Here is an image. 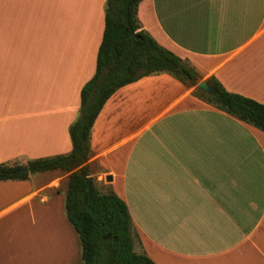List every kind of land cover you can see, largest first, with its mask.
<instances>
[{
    "label": "crops",
    "instance_id": "crops-1",
    "mask_svg": "<svg viewBox=\"0 0 264 264\" xmlns=\"http://www.w3.org/2000/svg\"><path fill=\"white\" fill-rule=\"evenodd\" d=\"M106 2L0 0V164L47 158L38 152L50 139L71 152L68 129L96 71ZM138 19L206 80L264 104V0H143ZM56 37L92 40L96 50L54 119L37 107L35 82L49 68L34 52L44 46L51 57ZM90 144L92 175L128 205L136 251L156 264H264L262 130L159 73L114 92ZM69 176L53 170L0 180V264L19 263L23 251L28 264H85L64 217Z\"/></svg>",
    "mask_w": 264,
    "mask_h": 264
},
{
    "label": "trees",
    "instance_id": "trees-1",
    "mask_svg": "<svg viewBox=\"0 0 264 264\" xmlns=\"http://www.w3.org/2000/svg\"><path fill=\"white\" fill-rule=\"evenodd\" d=\"M142 1L106 2L96 71L81 90L80 115L69 128L71 152L28 161L29 172L24 173H17L24 165L0 164V180H25L30 173L53 170L70 172L65 210L79 234L85 264H156L145 251L135 250L138 233L126 202L97 181L88 163L91 129L104 104L116 90L145 76L167 73L187 87L196 86L200 76L187 60L141 27ZM206 81L217 93L195 88L196 97L264 132L263 103L228 91L214 76Z\"/></svg>",
    "mask_w": 264,
    "mask_h": 264
},
{
    "label": "rangeland",
    "instance_id": "rangeland-1",
    "mask_svg": "<svg viewBox=\"0 0 264 264\" xmlns=\"http://www.w3.org/2000/svg\"><path fill=\"white\" fill-rule=\"evenodd\" d=\"M70 35L74 36V33H70ZM83 35L86 34L83 33ZM53 43L54 47L51 49V57L49 51L46 52V47L44 46L37 47V50L35 49L34 55L37 57V63L38 58H41L43 60V65L45 66V64H47V68H49L48 72H45L42 79L39 78L35 82L36 90H38L37 100H39V102H37V107L42 111H45V109L53 110V118L55 119L59 112L64 108L63 106L66 103L65 97L67 96L68 89L71 85V80L76 78L79 73V69L83 64L85 66L81 67V69L86 68V62L88 59H90L91 54L93 53L94 42L92 40H90V42L84 41V38H81L80 41L76 42L70 40L68 43L64 41L62 37H58V39L56 37L54 38ZM95 50L96 49L94 48V51ZM202 80L206 79L200 75L197 82ZM190 88H193V91H195L196 86ZM51 90V98L45 97V94L47 93L48 95ZM79 115L80 107L77 110L75 120L79 117ZM68 138L71 143L69 129ZM49 141V143L45 144L41 150H39L38 155H42L43 157H52L70 153L69 151L60 152L63 149H56L55 146L51 145V139ZM22 211L24 212L23 216L27 218L29 215V210ZM56 213V210H54L52 213L54 218H57ZM64 217L66 218V211L64 212ZM21 258L22 260H20V262L17 264H28L27 252L23 251L21 253Z\"/></svg>",
    "mask_w": 264,
    "mask_h": 264
},
{
    "label": "water",
    "instance_id": "water-1",
    "mask_svg": "<svg viewBox=\"0 0 264 264\" xmlns=\"http://www.w3.org/2000/svg\"><path fill=\"white\" fill-rule=\"evenodd\" d=\"M196 88H199L209 94H216L217 91L216 89L210 85L206 80H202L200 82H198V84L196 85ZM24 172H29V167L28 165H24L22 168H20L19 170H17V173H24ZM108 180H112V177L109 176L107 177Z\"/></svg>",
    "mask_w": 264,
    "mask_h": 264
}]
</instances>
